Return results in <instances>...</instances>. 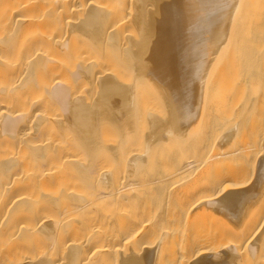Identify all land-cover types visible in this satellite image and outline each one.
I'll return each mask as SVG.
<instances>
[{"label": "bare ground", "instance_id": "6f19581e", "mask_svg": "<svg viewBox=\"0 0 264 264\" xmlns=\"http://www.w3.org/2000/svg\"><path fill=\"white\" fill-rule=\"evenodd\" d=\"M131 1L0 0V264H264V0Z\"/></svg>", "mask_w": 264, "mask_h": 264}, {"label": "rangeland", "instance_id": "374dc122", "mask_svg": "<svg viewBox=\"0 0 264 264\" xmlns=\"http://www.w3.org/2000/svg\"><path fill=\"white\" fill-rule=\"evenodd\" d=\"M112 1H113V0H112ZM124 1H125L126 3H123V5H124V4H125V5L130 4L131 6H132V4L134 5V3H132L133 1H131V0H129L130 2H129L128 0H124ZM127 1H128V3H127ZM107 2H108V1H107ZM114 2H116V1H114ZM120 2H122V1H120ZM108 3L111 4V1L108 2ZM104 4H106V3H105V2H104L103 4L101 3V6H104ZM112 4H116V5H118L119 3L116 2V3H112ZM130 5H129V6L127 5L126 7L123 6V7H125V10L123 9V10H124V15H123L124 18L121 16V18H122L123 20H122V19L118 20L119 18L117 17V18H118V19H117L118 21L115 19V21H117V23L115 24L116 27L114 26L115 29H116V28H117V29H119V28L122 29V30H121V29H119V30L116 29V30L118 31L119 34L121 33L120 38H119V40H121V44H119L120 47L118 46V47H119L118 50H119L120 53L116 52L118 55H117L116 53H115V55L117 56V58L120 59V61L124 64V66H125V65H126V66L124 67V66H122V64H121V66H120V65H118V64L116 63V64H115V65H116L115 67L121 68V69H118L119 71L115 69V70H116V71H115L116 73H114L113 68H112L111 71L109 70V68H108V69L105 68L106 70H109L107 73L112 72V73H114V75H116V76H117L118 74L121 73L120 75L117 76V78L119 79V81H121V82L124 81V82H127V83L133 81V80H134V76H135V74H136V72H135V70H134L135 74H134V75L132 74V77H133V78H132V77H129L130 79H128V77H127V76H131V73H129V75L126 74L127 71L129 72V69H127V71H126V67L128 66V64H129V66H130L129 61H130V60L132 61V59H130L131 56L129 55V56H130V58H129V56H127V54H128V50H130L129 48H131V45H130V44L132 43V45H134V42H136V39L138 38L137 35H133V34H135V32H134V31H133L134 33H133V32H130V30H129V29H130L129 26H128V27L126 26V22H127V21L129 22V21L133 18V16H132L133 13H132L131 9H126V8H130ZM110 6H111V5H110ZM121 6H122V5H121ZM150 6H151V4H150ZM152 6H153V5H152ZM112 7H113V6H112ZM119 7H120V4H119ZM123 7H122V8H123ZM106 8H111V7H109L108 4H107V5H106ZM128 10H129V11H128ZM125 11H126V12L128 11V12L126 13ZM130 11H131V12H130ZM129 12H130L131 14H130ZM121 14H122V13H121ZM121 14H119V15H121ZM126 14H127V15H126ZM125 16H126V17H125ZM130 16H131V17H130ZM125 18H126V20H125ZM121 20H122V21H121ZM124 20H125V21H124ZM115 21H114V22H115ZM123 21H124L125 23H124ZM118 22H122V23H118ZM128 22H127V23H128ZM129 23H131V21H130ZM122 24H125V25H123V26H126V27H123ZM132 24H134V23H131V25H132ZM127 25H128V24H127ZM129 25H130V24H129ZM121 26H122V27H121ZM131 27H133V26H131ZM123 28H124V29H123ZM127 28H129V29L127 30ZM125 29H126V30H125ZM131 29H132V28H131ZM124 30L126 31V33H125ZM128 31H129V32H128ZM118 33H117V34H118ZM122 33H123V35H122ZM124 35H125V37H124ZM127 35H129V36H127ZM126 36H127V37H126ZM132 36H133V37H132ZM134 36H135V37H134ZM118 37H119V36H118ZM122 37H123V38H122ZM128 37H129V38H128ZM125 38L128 39V41H126ZM133 38L135 39V41H133V40H134ZM94 39H95V38H93V40H94ZM130 39H131V40H130ZM95 40H96V39H95ZM95 40H94V41H95ZM96 41H97V40H96ZM96 41H95V42H96ZM119 42H120V41H119ZM127 43H128V44H127ZM129 46H130V47H129ZM115 50H117V49H115ZM118 50H117V51H118ZM105 51L108 52L109 49H107V50H105ZM124 51H125V52H124ZM109 52H111V51H109ZM109 52H108V53H109ZM126 52H127V53H126ZM257 53H258V52H257ZM129 54H130V52H129ZM93 55H94V54L91 55L93 58L90 57L87 61H89V62L93 61L94 58H96V57H94ZM126 56H127V57H126ZM123 57H125V59H124ZM117 58H116V60H119V59H117ZM126 58H127V60H126ZM91 59H93V60H91ZM123 59H124V61H123ZM128 59H130V60H128ZM93 62H94V61H93ZM118 63H119V62H118ZM127 63H128V64H127ZM119 64H120V63H119ZM106 66L109 67L108 64H106ZM239 66H240V65H239ZM104 67H105V66H104ZM113 67H114V66H113ZM123 67H124V68H123ZM131 67H132V65H131ZM236 67H237V65H236ZM241 67H242V66H241ZM241 67H240V68H241ZM262 67L264 68V66H262ZM128 68H129V67H128ZM132 68H133V67H132ZM240 68L237 67L236 70L239 69V72H240V70H241ZM110 69H111V68H110ZM130 69H131V68H130ZM117 71H118V72H117ZM125 71H126V73H123V72H125ZM105 72H106V71H105ZM122 73H123V75L126 74V77H123ZM132 73H133V71H132ZM105 74H106V73H105ZM124 76H125V75H124ZM119 77H120V78H119ZM151 78L154 79L153 77H148L146 80H147V81L149 80V81H148V82L146 81V83L151 82V80H152ZM124 79H125V80H124ZM132 79H133V80H132ZM126 80H127V81H126ZM128 80H129V82H128ZM147 85H148V84H145V87L142 85V88H141V89L144 90V91H147V90L149 89V87H148ZM146 86H147V87H146ZM41 87H42V88H41ZM41 87H38V89H39V91H40L41 93H44V91H45V89L43 88L44 86H41ZM143 87H144L145 89H147V90H145ZM144 91H143V92H144ZM148 91H149V90H148ZM140 92H141V91H140ZM144 93H145V92H144ZM147 94H148V93H146L145 96H148ZM140 95H141V94H140ZM141 96L143 97V93H142ZM145 96H144V97H145ZM139 97H140V96H139ZM142 97H140V98H142ZM140 98H139V99H140ZM158 104H159V103H158ZM158 104H156V103H155V105L152 104V105L150 106L149 111L152 110V111H150V112H152V113L154 112L153 114H157V113L159 114L160 112H162V111H161L162 108H161V106H160L161 104H160V105H158ZM152 106H153L154 108H153ZM159 106H160V108H159ZM152 108H153V109H152ZM156 109H157V110H156ZM155 110H156V111H155ZM159 110H160V111H159ZM57 116H58V115H57ZM105 131H106V130H104L103 133L106 134V132H107V136H106L105 134L102 133V134H100V137L103 136V135H105V137H103V138L101 137L102 139L99 137V138H100V141H103V143H104L106 140H108V141H107V143H108V142L110 141V139H111V141L115 142L116 140H118V138H120V136H119L120 134H119L118 132H115V129H113V130H111V131H110V130H107L106 132H105ZM108 131H109V132H108ZM111 132H112V133H111ZM113 132L115 133V136H112V135L114 134ZM110 133H111V134H110ZM109 135H110V136H109ZM116 135H117V137H116ZM111 137H112V138H111ZM106 138H108V139H106ZM109 138H110V139H109ZM104 139H105V140H104ZM112 139H114V140H112ZM110 143H111V142H110ZM140 145L142 146L143 144H142L141 142L138 141V144H137V145H134V147H137V146H138V148H139V147L141 148ZM209 149H210V148H209ZM84 151H85V150H84ZM84 151H81L80 153H79V151H78L79 154H82V152H83V154H82L83 157H82V155L80 156L82 159H81V158L79 159L80 161L82 160V162L86 161L85 159H86V157H87V153H86V152L84 153ZM85 155H86V156H85ZM84 157H85V158H84ZM83 158H84V160H83ZM146 173H148V172H146ZM148 175H149V174H148ZM68 182H69V181H68ZM68 182H67V184H68L69 187L65 184V187H64L63 185H59L58 187H55V188H52V189H54V191H56V193H58L57 191L60 192V191H65V190H67V191H70V192H71V191H74V192H77V193H81V195L84 194V196H85V193L87 194L89 188H90L89 191H90V192L92 191V189H91L92 186L90 187L89 184H85V185H84V183H81V182H78V181H76V183H75V181H74V182H73V181H72V182L70 181L69 183H68ZM248 182H249V181H248ZM71 183H72V184H71ZM78 183H80V184H78ZM66 186H67V188H66ZM78 186H79V187H78ZM81 186H83V187H81ZM80 187L83 188V190H85L86 192L84 193V191L79 190V189H81ZM56 188H59V190H58V189L56 190ZM60 188H61V189H60ZM73 188H74V189H73ZM43 189H44V188H43ZM43 189H40V190L44 191L45 193H48V190H47V189H44V190H43ZM52 189H51V190H52ZM64 189H65V190H64ZM51 190H49V192H50ZM76 190H77V191H76ZM94 190H95V188L93 189V191H94ZM46 191H47V192H46ZM54 191L52 190V192L55 194ZM81 191H82V192H81ZM52 192H51V193H48V194H52ZM45 193H42V194H45ZM82 193H83V194H82ZM39 194H40V193H39ZM87 195H89V193H88ZM92 203H93V202H92ZM95 204H96V205H95ZM91 205H92V206L89 207L88 212H86V211H85V212H84V211H80L79 213H81V214L75 213L72 217L74 218L75 215H77L76 217H77V218L80 217L79 219H81V218L84 217V216H85V217L88 216V214H90V213H91L90 215L92 216V213L94 214V211H95L94 209H96L97 207H100V208H98V210L101 209V206L99 205V203H96V202H95L94 204H91ZM90 208H91V209H90ZM92 209H93V210H92ZM122 209H123V210H122ZM122 209H121V211H123V212L125 211V212L130 213L129 210L127 211V210L124 209V208H122ZM96 210H97V209H96ZM98 210H97V211H98ZM91 211H93V212H91ZM97 211H95V212H97ZM82 212H84V213H82ZM116 212H117V211H116ZM123 214H124V213H123ZM66 215H70V214H66ZM66 215H65V216H66ZM90 215H89V216H90ZM124 215L129 216V214H127V213H125ZM52 217H53V216H52ZM54 217H55V216H54ZM54 217H53V218H54ZM67 217H68L67 220H69V218H72L71 215H70V217H69V216H67ZM85 217H84V218H85ZM65 218H66V217H65ZM65 218H64V219H65ZM77 234L80 235V233H77ZM77 234L75 233L74 236H75V237L78 236ZM81 234H82V233H81ZM85 234H86V235H84V233H83L84 236L81 235L82 238H83L82 240H80L79 237H78V238L76 237V238H77L79 241L82 242L83 240H85V239L89 236V235H87V233H85ZM85 236H87V237H85ZM75 237H73V238H75ZM84 237H85V238H84ZM76 238H75V239H76ZM80 238H81V237H80ZM75 239L73 240L72 237H71L70 240H73V241H75V242H73V241H72V243H71V241L68 242V243L70 244V246L73 245V244H75V243H77V244L79 243V241L77 240V241H78V242H77ZM119 241H121V240H119ZM122 241H125V240H122ZM122 241H121V242H122ZM126 241H127V240H126ZM125 243H126V242H125ZM121 244H122V243H121ZM66 246H68V245L66 244ZM70 246H68V249H69ZM120 247H121V246H120ZM124 247H125V246H124ZM38 249H39V250H38ZM68 249H67V250H68ZM43 250H45V249H43ZM43 250H42V247H41V249H40V248H37V249H35L33 252L36 251L35 253L37 254V251H38L39 253H38L37 255H38V256H42L43 253H45V252H43ZM40 251H42V252H40ZM41 253H42V254H41ZM90 259H91V258H90ZM90 259L87 260L86 263H85V262H83V263H84V264H89V263H91V264H92V263H95V264H96V262H95L96 260L93 261V262H90V261H91ZM64 260H65V259L63 258L62 261H64ZM92 260H93V258H92ZM88 261H89V262H88ZM97 264H98V263H97Z\"/></svg>", "mask_w": 264, "mask_h": 264}]
</instances>
